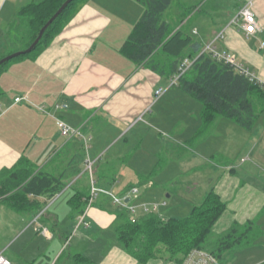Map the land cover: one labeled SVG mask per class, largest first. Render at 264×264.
<instances>
[{
	"label": "crops",
	"instance_id": "crops-1",
	"mask_svg": "<svg viewBox=\"0 0 264 264\" xmlns=\"http://www.w3.org/2000/svg\"><path fill=\"white\" fill-rule=\"evenodd\" d=\"M5 1L0 0V15ZM12 1L10 12L3 14L6 18L0 19L4 29H0V56H4L7 29L14 26L21 9L40 0ZM190 1L182 0L186 6ZM249 3L260 25L254 35L245 32L238 18ZM144 10L134 0H89L46 48L9 63L0 74V176L25 158L37 171L61 178L65 184L54 198H33L36 207L28 212H16L0 199V254L11 264H139L117 242L115 231L126 210L115 205L109 194L129 201L132 189L147 184V193L136 204L161 203L163 194L156 181L164 178L169 167L166 154L179 156L182 144H168L152 153L143 146L156 127L182 130V116L169 122V108L162 109L172 95L173 103L182 101L181 88H170L169 79L122 54ZM170 12H175L176 20L180 17L178 10ZM171 16L168 13L166 18ZM230 16L219 31L213 11L202 8L193 18L192 32L196 31L202 50L214 43L218 52L233 56L264 88V0H242L232 7ZM160 88L167 91L156 100ZM19 97L28 98L30 104L16 103ZM57 104L66 108L57 112ZM33 105L44 107L50 115ZM54 116L82 136H62ZM201 126L202 120L198 130ZM225 136L239 142L241 160L227 158L218 165L212 162L213 154L201 155L204 161L212 160L196 166L215 171L216 181L206 195L213 190L227 205L213 228L218 235L235 223L244 225L264 216V113L251 131L218 119L207 137ZM209 138L202 141L201 149L209 146ZM155 143L165 141L158 137ZM235 146L232 142L230 148ZM88 161L93 163L92 175L86 172ZM160 161L162 168L154 173ZM93 183L102 192L90 204ZM83 215L86 226L79 225ZM139 216H145L141 210Z\"/></svg>",
	"mask_w": 264,
	"mask_h": 264
},
{
	"label": "trees",
	"instance_id": "trees-1",
	"mask_svg": "<svg viewBox=\"0 0 264 264\" xmlns=\"http://www.w3.org/2000/svg\"><path fill=\"white\" fill-rule=\"evenodd\" d=\"M66 1L40 0L21 9L18 18L26 28L23 51L31 47L41 29ZM88 1L74 0L70 3L47 29L36 49L0 66V74L9 63L36 55L46 48ZM135 1L145 10L124 44L122 54L136 65L146 66L169 80L179 72L185 60L193 61L178 83L185 94L202 105V126L190 142L207 137L212 125L221 118L245 130H253L264 113V88L232 65L203 53L202 44L194 36L190 24L202 7L186 6L181 0ZM174 7L181 13L176 22L174 18H166ZM5 57L0 56V61ZM160 168L161 161L154 173ZM0 177V199L4 198L10 208L20 213L36 207L31 201L33 198H54L65 189L61 178L37 171L25 158L14 169L2 171ZM226 208V203L212 190L183 219H163L159 215L148 214L132 223L128 211H124L115 235L118 244L139 264L156 260L161 248L178 264H182L193 250L209 252L222 263L229 264L230 254L253 245L264 233L259 219H256L244 225L235 223L214 238L213 228Z\"/></svg>",
	"mask_w": 264,
	"mask_h": 264
},
{
	"label": "rangeland",
	"instance_id": "rangeland-1",
	"mask_svg": "<svg viewBox=\"0 0 264 264\" xmlns=\"http://www.w3.org/2000/svg\"><path fill=\"white\" fill-rule=\"evenodd\" d=\"M13 2L14 1L12 0L5 1L6 7L4 8L3 14L7 11L10 12L9 7ZM188 2L190 3L191 1L188 0ZM192 2L193 3L188 4V6L199 5L204 8L205 11H213V18L218 23L220 31L223 30L225 22L231 18L230 15H232V7L237 3L241 4L242 0H193ZM134 3L137 2L134 0ZM137 4L140 9H145L141 4ZM172 10L177 12L176 7ZM11 13H13V17H11L12 19H9V21H12L14 18V11ZM3 14L0 15V19L2 21H4L3 18H6ZM170 15H172L171 18H173L175 12H170ZM174 20H176V18H174ZM194 22H190V24L195 25ZM0 29L4 30L1 25ZM7 30V42L5 43L1 54L8 57L10 55L23 52V48H25V42L23 41V37L26 32L25 23L20 22L19 18H16L14 26H11ZM12 63L10 65H12ZM181 93L182 101L176 100L173 103L174 95H172L168 102L162 106V109L169 108L167 112L168 114H166L169 116V122L175 120L178 116H182V130L178 133V130L170 131L169 128L166 129L163 127H156V131H149L143 144L144 148H146L148 152L152 153L157 152V150L159 151L162 146L167 147L166 145L168 144L182 142L179 156L166 154V161L169 160V167L165 170L164 178H160L156 181L158 184L157 190L161 191L163 194L162 198H159V200L163 201L158 204L160 206V210L152 213L155 215L164 214V216L178 219L188 217L192 213L193 207L201 204L212 183L216 181L215 171L211 168H196V166L200 163L203 162L210 164L209 162L212 160L210 158L209 161H204L202 160V156H210L213 154L215 157L212 162L218 165L224 164L227 161V158L236 161V163H238L242 158L239 155L240 148L237 147L239 142L227 139L226 136L220 139H210L207 137L209 140L205 142L209 143V146L204 147L203 149H201L200 145L206 137L198 139L197 141L194 140L192 143L190 142L193 140L192 137L195 136V133L201 123L200 110L202 109V105L199 101L189 97L183 91ZM233 125H235L234 122ZM178 136H181V138ZM158 137H161V139L165 141V144L161 143L160 145V143H155ZM231 141L233 144L236 143L235 148H230L232 145ZM138 188L140 197L144 195V193H147L148 185L141 184ZM163 202H166L167 206L164 205ZM143 204H145L148 208L153 209L154 205L157 203L153 201ZM148 214L150 213H145V216ZM259 222L261 225V231L264 233V216ZM213 235L214 238L220 236L217 233H213ZM169 260H171L169 254L164 250V248H161V253H159L158 258L152 261V263L170 264ZM261 260H264V234H262V236L253 245L245 249L238 250L237 252L230 254L228 257L229 264H258ZM173 261L176 262L175 260Z\"/></svg>",
	"mask_w": 264,
	"mask_h": 264
},
{
	"label": "built area",
	"instance_id": "built-area-1",
	"mask_svg": "<svg viewBox=\"0 0 264 264\" xmlns=\"http://www.w3.org/2000/svg\"><path fill=\"white\" fill-rule=\"evenodd\" d=\"M238 18L242 21V27L245 30V32L248 35H254L260 30V25L258 23V20L256 18L255 13L252 10V3L247 4L244 6L239 14ZM194 34H196V31H194ZM203 53H209L211 54L215 59L225 62L227 64L232 65L235 67L240 73L246 75L251 79V81H255L259 84L260 81L257 79V77L252 74L248 69H246L243 65H241L233 56L228 55L226 53H220L217 51L216 47H214V43L209 44L205 47L203 50ZM193 61L187 59L183 62V64L179 68V72L170 80L169 87H173L178 85L180 78L190 69L192 66ZM165 88H160L156 91V100L161 99L164 94L166 93ZM16 103H21V102H26L30 104V101L28 98L24 97H19L15 99ZM35 106V105H33ZM42 113L50 115V112L47 111L44 107H37ZM55 110L61 111L66 108V105H60L57 104L54 106ZM59 132L62 134V136L70 138L74 136H82V133L80 130L73 128L69 124H67L63 119L55 117ZM86 172L90 173L92 175L93 173V163L91 161H88L87 163V169ZM99 192H102L100 189H98L95 186V183H93L91 187V199H90V204L93 203L94 199H97ZM132 196L130 197L129 201L127 202L126 200L118 197L115 194H109L112 202L125 209L132 215L131 217V222L136 223L140 216H139V210L145 213H150L152 214L153 212H158L160 206L159 205H154L153 209L148 208L145 204L138 206L136 202L139 199V189L134 188L131 191ZM143 206V207H142ZM82 224L84 226L87 225L85 222V216L83 215L82 218L80 219L79 225ZM0 264H11V262L1 253L0 254ZM182 264H224L221 261H219L217 258H215L212 254L209 252L203 251V250H193L183 261Z\"/></svg>",
	"mask_w": 264,
	"mask_h": 264
},
{
	"label": "water",
	"instance_id": "water-1",
	"mask_svg": "<svg viewBox=\"0 0 264 264\" xmlns=\"http://www.w3.org/2000/svg\"><path fill=\"white\" fill-rule=\"evenodd\" d=\"M74 0H67L62 7L58 10V12L48 21V23L41 29L38 38L35 40V42L31 45L30 48H28L27 50L20 52V53H16L13 55H10L8 57L3 58L0 61V66L10 62L11 60L21 56L22 54H29L32 51H34L37 47V45L39 44V42L41 41V39L43 38L45 32L47 31V29L53 24V22L63 13V11L68 7V5L70 3H72ZM128 202V201H127Z\"/></svg>",
	"mask_w": 264,
	"mask_h": 264
}]
</instances>
